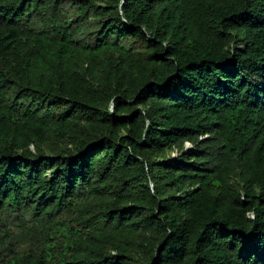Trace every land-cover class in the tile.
<instances>
[{
	"label": "trees",
	"instance_id": "1",
	"mask_svg": "<svg viewBox=\"0 0 264 264\" xmlns=\"http://www.w3.org/2000/svg\"><path fill=\"white\" fill-rule=\"evenodd\" d=\"M0 264H264V0H0Z\"/></svg>",
	"mask_w": 264,
	"mask_h": 264
}]
</instances>
